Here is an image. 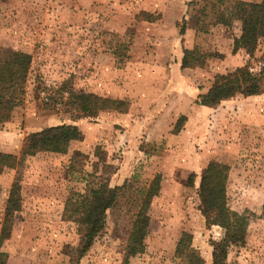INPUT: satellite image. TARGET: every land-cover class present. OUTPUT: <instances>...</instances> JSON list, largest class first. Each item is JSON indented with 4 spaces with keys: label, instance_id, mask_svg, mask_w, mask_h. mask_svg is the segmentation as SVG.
<instances>
[{
    "label": "rangeland",
    "instance_id": "374dc122",
    "mask_svg": "<svg viewBox=\"0 0 264 264\" xmlns=\"http://www.w3.org/2000/svg\"><path fill=\"white\" fill-rule=\"evenodd\" d=\"M192 1L198 0H0V48L31 56L23 101L0 123V152L19 158L15 168L0 171L6 264H177L182 232L211 264L210 240L222 231L209 228L198 210L192 167L198 162L201 172L210 163L228 167L227 205L247 218L245 244L230 250L228 262L264 264V94L238 95L214 108L196 103L215 76L238 68L258 72L264 39L252 56L233 52L241 22H207L201 32L195 27L201 3ZM194 46L212 56L202 67L182 69L184 50ZM61 84L125 101L127 110L88 117L46 107L36 88ZM62 124L79 129L65 154L19 157L29 134ZM102 179L110 187L126 182L130 190L77 259L80 236L64 203L70 192L84 193L88 182ZM13 186L20 208L8 213ZM138 190L151 201L150 224L144 252L128 257L138 208L126 200Z\"/></svg>",
    "mask_w": 264,
    "mask_h": 264
},
{
    "label": "trees",
    "instance_id": "16d2710c",
    "mask_svg": "<svg viewBox=\"0 0 264 264\" xmlns=\"http://www.w3.org/2000/svg\"><path fill=\"white\" fill-rule=\"evenodd\" d=\"M201 3V4H200ZM199 5V16L195 18V27L201 32L207 31L208 24L229 27L234 21H240V35L233 40V52L244 50L252 56L260 39H264V0L245 2L242 0H198L190 6ZM147 21L154 19L146 14ZM150 17V18H149ZM185 28L180 29L182 35ZM212 55L202 53L197 46L185 49L181 59V68L202 67ZM258 72L247 68H238L227 75L215 76L212 87L200 95L197 104L214 108L224 101L236 96L251 97L264 94V56ZM31 68V56L22 51L0 48V123L10 119L13 110L18 107L25 95V86ZM42 101L48 108H58L65 112H75L88 117H96L100 112H125L127 103L95 94L76 93L67 84L56 88L37 87ZM79 136V129L72 125H57L29 134L24 140L19 153L20 158L32 157L37 153L65 154L71 142ZM19 158L16 155L0 152V171L15 168ZM74 158H72V161ZM107 171L110 166H103ZM100 179V178H99ZM228 167L210 163L202 172L198 188V210L210 228L221 229V238L210 240L211 264H231L228 255L231 249L245 244L247 218L232 211L227 205L226 183ZM193 185L192 177L188 186ZM130 186L124 182L121 186H109L108 179L99 182H88L84 193L70 192L64 203V211L69 214L76 225L80 236L76 248L77 259L89 251L94 240L104 229L106 214L125 198ZM150 199L143 190H138L135 198L127 199V204L138 208L133 229L137 236H131L127 242L126 255L135 257L146 248L145 238L148 235L150 216L148 215ZM19 194L15 186L11 189L6 212L19 211ZM3 238V234H2ZM193 236L182 232L177 243L175 254L180 258L177 264H205L204 258L192 245ZM3 242L0 240V247ZM8 255L0 250V264H6Z\"/></svg>",
    "mask_w": 264,
    "mask_h": 264
},
{
    "label": "water",
    "instance_id": "95a60500",
    "mask_svg": "<svg viewBox=\"0 0 264 264\" xmlns=\"http://www.w3.org/2000/svg\"><path fill=\"white\" fill-rule=\"evenodd\" d=\"M193 162V161H192ZM192 167L194 168V171L196 173V179H197V182L200 184V181H201V177H202V168H201V164L200 162L198 163H194L192 165Z\"/></svg>",
    "mask_w": 264,
    "mask_h": 264
}]
</instances>
